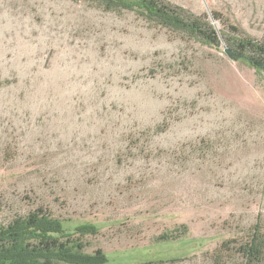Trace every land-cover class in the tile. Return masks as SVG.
<instances>
[{
    "label": "rangeland",
    "instance_id": "374dc122",
    "mask_svg": "<svg viewBox=\"0 0 264 264\" xmlns=\"http://www.w3.org/2000/svg\"><path fill=\"white\" fill-rule=\"evenodd\" d=\"M169 1L264 42V0ZM223 46L99 0H0V224L42 206L98 225L86 250L112 262L234 264L264 224V74Z\"/></svg>",
    "mask_w": 264,
    "mask_h": 264
},
{
    "label": "trees",
    "instance_id": "16d2710c",
    "mask_svg": "<svg viewBox=\"0 0 264 264\" xmlns=\"http://www.w3.org/2000/svg\"><path fill=\"white\" fill-rule=\"evenodd\" d=\"M107 9H131L147 21L166 29L183 33L193 40L218 46L221 39L226 47L240 55L241 60L264 74V42L251 36L227 34L209 19V13L195 15L191 10L169 0H99ZM214 21L219 11L211 10ZM157 125L155 131L161 129ZM261 214L255 220L250 233L236 244L234 252L239 260L234 264H264V224ZM62 218L52 215L42 206L22 215L13 216L0 224V264H123L112 262L102 248L87 251V235L95 236L100 227L93 222L68 226ZM181 224L173 230L160 233L157 241L174 240L186 233ZM231 244V245H234ZM214 264H224L222 255H213Z\"/></svg>",
    "mask_w": 264,
    "mask_h": 264
},
{
    "label": "water",
    "instance_id": "95a60500",
    "mask_svg": "<svg viewBox=\"0 0 264 264\" xmlns=\"http://www.w3.org/2000/svg\"><path fill=\"white\" fill-rule=\"evenodd\" d=\"M207 10H208V9H207ZM207 12L209 13V14H208L209 19H210L211 22L217 27V24H216V22L214 21L212 15H211L212 13L210 12V10H208ZM217 28H218V27H217ZM223 47H224V51H225L228 55L232 56L234 59H237V58L240 56L239 54L233 52L231 49L227 48L226 46H223Z\"/></svg>",
    "mask_w": 264,
    "mask_h": 264
}]
</instances>
